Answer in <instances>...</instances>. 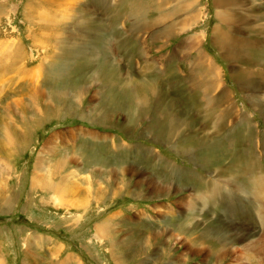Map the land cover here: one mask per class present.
<instances>
[{
	"label": "rangeland",
	"instance_id": "obj_1",
	"mask_svg": "<svg viewBox=\"0 0 264 264\" xmlns=\"http://www.w3.org/2000/svg\"><path fill=\"white\" fill-rule=\"evenodd\" d=\"M263 7L264 0H0V167L9 171L0 200L3 191L13 198L0 211L7 264H22L27 234L67 243L84 264H114L93 224L135 212L163 234L150 236V225L143 243L155 252L129 264H264ZM98 131L123 134L117 150L125 159L115 162ZM60 151L70 162L49 171L48 154ZM114 163L123 164L115 172L121 187L115 173L105 174L109 198L82 212L49 204L34 180V170H47L63 189L83 182L95 192L92 175ZM166 199L179 216L162 207Z\"/></svg>",
	"mask_w": 264,
	"mask_h": 264
},
{
	"label": "crops",
	"instance_id": "obj_2",
	"mask_svg": "<svg viewBox=\"0 0 264 264\" xmlns=\"http://www.w3.org/2000/svg\"><path fill=\"white\" fill-rule=\"evenodd\" d=\"M98 135L101 137L103 136L104 142L108 143L109 145L108 147L110 148L108 153L110 156L113 157L115 162L118 161V157H116L115 159V155L119 156V158H122V160L125 159L126 150L121 149V148H118L117 150V144L119 141L121 143H126V138L123 136L122 133L116 131L112 134L108 133V135H106L105 132L98 131ZM99 136L97 137V139H99ZM90 138L92 139L93 136H91ZM81 140H83V138ZM82 150H87L88 152H91V150L88 148L86 149L83 148ZM48 157L50 158V160H52L51 162L52 165L49 166L48 170L50 171L51 169H53V171H56L55 173L59 171V165L57 162H62L61 168L63 169L66 168V163L70 162L66 158L67 156L63 157L61 155V151L58 153V155L48 154ZM0 168H1L0 169V179L3 178L4 176L6 178L9 171L6 168H3V167H0ZM86 168L87 167L84 166V168L82 167V170H84V172H88L86 171L87 170ZM99 168H100L99 170L105 169V171L102 172L98 170L97 175L96 173L92 175V178L96 177L98 179V182H96L97 187H96L95 192H91L90 186L89 187L84 186L83 182L79 186H75L73 184L71 185L72 187H67V185L64 183V189H63L62 178L58 179V182H57L53 180L54 174L52 175L46 174L47 170L45 171H42V170L35 171L34 170L33 172H34V178H35L34 180L38 182L40 190L43 191V195L47 197L48 195H50L51 198H49V202H48L49 204L52 203L50 201H53V202L58 201L55 204H57L56 206H58L59 209L68 211L69 208L70 209L72 208L77 212H82L83 210H86L90 206L92 207L93 204H100L102 199L107 200L109 198V196L104 195L105 193H107V187L106 188L103 187V182L106 180V177H107L105 176V174H109L111 172L114 174L117 171L121 172V170H124L123 164H121V167H120L119 165L116 166L115 163L109 167H99ZM115 178H118V180L119 179L123 180V178H119V175L115 173L112 179L114 183L113 186L116 188H120L121 187L120 180L118 182H115ZM124 184L126 185V183ZM64 190H66V193H63ZM68 196H72V199H70ZM75 197L81 202H83L85 205H87L85 209L79 210V209L72 207V201ZM1 199L2 200H0V211L3 210V208H6L5 210H9L10 208H12V204H13L12 195L9 198L7 196V191H3V196ZM75 203L76 202H74V204ZM163 206L173 216H179L180 210L171 199H166L162 204V207ZM145 209L146 208H140L139 211L143 213V215L145 216L147 220H151V218H156V214H153V211L151 210V208H150L151 211L150 210L149 211L152 213L150 212L147 213L148 210H145ZM135 215H136L135 217L134 216L126 217L125 214L124 216H122L120 213H113V214L105 216L103 219H100L101 221L99 220L98 221L99 223L96 222L93 224L97 243L104 246L105 251L109 253V257L113 261L114 264H129L130 261L140 258L142 255L147 253V251L155 252V249H154L155 245L153 248L148 249L144 246V243H143V238L147 237L146 229L150 225H152V221L150 223H147L146 221H143L142 223H140L139 221L140 217L138 215V212H135ZM262 217L264 218V212L262 213ZM177 226L178 225L176 224V227ZM152 227L153 228H151L150 236H153L156 234H163L162 227L158 229L157 231L154 225H152ZM188 228L190 227L188 226ZM177 230L183 231L182 229H179V228H177ZM145 242H146V238H145ZM50 243H53V242L49 240V237H45V236L37 235V234H33L31 236L29 234L25 235L22 238V246L25 248L24 256L22 259V264H31V263L32 264H50L52 256L54 258L56 256L55 258L56 262L53 261L54 263L52 264H84L83 261L78 259L77 254L69 250L67 243L58 244V242L56 241L51 246H50ZM0 246H1V241H0ZM50 248H51V251L49 252L48 249ZM9 259H10V256L7 253L0 254V264H7ZM137 264H149V263H144L143 260H139Z\"/></svg>",
	"mask_w": 264,
	"mask_h": 264
},
{
	"label": "bare ground",
	"instance_id": "obj_3",
	"mask_svg": "<svg viewBox=\"0 0 264 264\" xmlns=\"http://www.w3.org/2000/svg\"><path fill=\"white\" fill-rule=\"evenodd\" d=\"M214 1H216V0H214ZM219 4V3H218ZM264 8V7H263ZM172 11V10H171ZM222 12V11H221ZM223 13V12H222ZM143 14V13H142ZM223 15V14H222ZM242 15V14H241ZM140 18V17H139ZM220 18L223 20V21H227V19H228V16H226V15H223V16H221V14H220ZM130 19V18H129ZM135 19H136V17H135ZM142 19V18H141ZM258 19V18H257ZM236 20V19H235ZM138 21V20H137ZM225 21V22H226ZM140 22V21H139ZM138 22V23H139ZM258 24H260V23H258ZM139 25H140V23H139ZM226 25V24H225ZM136 27L138 26L137 24L135 25ZM141 28H145V27H142V26H140ZM156 27V26H155ZM164 27V26H163ZM153 28V27H152ZM166 29H167V26H166ZM137 30V29H136ZM149 30V29H148ZM146 31V30H145ZM144 31V32H145ZM169 32V31H168ZM96 33V32H95ZM161 33V32H160ZM168 34V33H167ZM229 34V33H228ZM264 36V35H263ZM229 39H231V38H229ZM197 40V39H196ZM215 40H216V43H219V42H221V41H223V39L221 38L220 40H219V31L216 29L215 30ZM196 44V43H195ZM199 44V43H198ZM253 44V43H252ZM88 45V44H87ZM257 45V44H256ZM194 46V45H193ZM235 46L238 48L240 45L238 44V43H235ZM263 46V45H262ZM257 47V46H256ZM262 48V47H261ZM194 49V48H193ZM9 50V49H8ZM258 50V49H257ZM186 51V50H185ZM240 53V52H239ZM261 53V52H260ZM142 54H144L143 52H142ZM263 54V53H262ZM139 55H140V53H139ZM246 55V54H245ZM239 56V55H238ZM164 57V56H163ZM202 58V57H201ZM248 60V59H247ZM264 61V60H263ZM255 62V61H254ZM152 63V62H151ZM204 63V62H203ZM150 66V65H149ZM210 66H211V70H213V66L212 65H209V68H210ZM208 68V69H209ZM210 70V69H209ZM250 76H252L251 74H250ZM32 77H34V76H32ZM247 80H249V78L247 79ZM25 81V80H24ZM23 81V82H24ZM217 84V83H216ZM216 84L214 85V87H216ZM220 87V86H219ZM129 88V87H128ZM224 88V87H223ZM36 91H38L37 90V86H36ZM44 90V89H43ZM36 93V92H35ZM32 94V93H31ZM41 94V93H40ZM43 94V93H42ZM222 94V93H221ZM220 94V95H221ZM226 94V93H225ZM252 95V94H251ZM33 96V95H32ZM36 96V95H35ZM43 96V95H42ZM47 96V95H46ZM227 96V95H226ZM29 97V96H28ZM141 97V96H140ZM30 98V97H29ZM142 98V97H141ZM30 100H32L31 98H30ZM33 100H34V98H33ZM139 100H140V98H139ZM27 101V100H26ZM48 101V100H47ZM141 101H143V100H141ZM44 102V101H43ZM22 103V102H21ZM46 103V102H45ZM44 103V104H45ZM36 104V103H35ZM26 107V106H25ZM31 107H33V106H31ZM24 109V108H23ZM35 109V108H34ZM22 110V109H21ZM229 110V109H228ZM231 114V113H230ZM195 116V115H194ZM208 118V117H207ZM181 126V125H180ZM166 130H167V133H168V139L169 138H171L172 137V135H173V123L172 122H169L167 125H166ZM7 132V131H6ZM175 137V136H174ZM1 142H3V141H1ZM2 144V143H1ZM2 147H3V144H2ZM191 152V151H190ZM39 162V161H38ZM219 162V161H218ZM210 164V163H209ZM212 164V163H211ZM248 168V167H247ZM39 169V168H38ZM225 171V170H224ZM186 172V171H185ZM239 175V174H238ZM230 180V179H229ZM161 182V181H160ZM206 184H207V182H206ZM218 186V185H217ZM223 189V188H222ZM198 192V191H197ZM216 192V191H215ZM214 192V193H215ZM73 193V192H72ZM203 194V193H202ZM201 196H203V195H201ZM216 197V196H215ZM203 198V197H202ZM212 198V197H211ZM223 198V197H222ZM204 199V198H203ZM202 199V200H203ZM207 199V198H206ZM194 200H195V198H194ZM198 200V199H197ZM196 201V200H195ZM217 201V200H216ZM189 202V201H188ZM198 202V201H197ZM197 202H195V203H197ZM203 203V202H202ZM191 207V206H190ZM263 239V238H262ZM38 246V245H37ZM38 248V247H37ZM41 249V248H40ZM58 249V248H57ZM263 249V248H262ZM58 256V255H57ZM55 258H56V256H55ZM55 258L52 256V259H51V262H50V264H52V263H54V262H56L55 261ZM54 261V262H53ZM35 262V261H34ZM29 263V262H28ZM32 264V263H31Z\"/></svg>",
	"mask_w": 264,
	"mask_h": 264
}]
</instances>
